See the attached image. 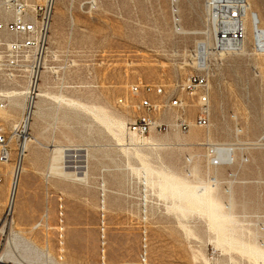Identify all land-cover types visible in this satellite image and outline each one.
Listing matches in <instances>:
<instances>
[{
	"label": "rangeland",
	"instance_id": "rangeland-1",
	"mask_svg": "<svg viewBox=\"0 0 264 264\" xmlns=\"http://www.w3.org/2000/svg\"><path fill=\"white\" fill-rule=\"evenodd\" d=\"M91 1H57L51 70L40 82L50 98L40 119L22 134L25 95L0 111L11 153L9 163H0V264H141L143 251L147 264H264V54L253 49L250 22L246 51L221 55L212 37L199 34L212 26L206 0L179 4L184 28L199 35L175 32L171 0ZM253 8L264 26V0ZM202 41L211 43L204 70L209 125L133 139L127 131L139 115L138 100H164L133 95L136 85L180 96L190 105L187 122H194L193 98L180 87L203 74L192 66ZM26 89L19 81L13 92ZM68 100L102 113L97 118ZM177 115L172 110L158 120ZM193 132L200 138L189 142ZM26 139L12 211L11 185ZM207 142L231 149L234 163L211 166ZM55 147L66 150L72 176L50 174Z\"/></svg>",
	"mask_w": 264,
	"mask_h": 264
},
{
	"label": "built area",
	"instance_id": "built-area-1",
	"mask_svg": "<svg viewBox=\"0 0 264 264\" xmlns=\"http://www.w3.org/2000/svg\"><path fill=\"white\" fill-rule=\"evenodd\" d=\"M58 0H0V111L5 110L12 97L10 93L18 88L19 81L26 84V102L31 105L37 98L42 74L49 55L50 36ZM227 1L206 0L208 19L214 28L213 50L215 53H237L246 40L245 17L248 0H239L240 8H227ZM260 25L257 20L256 27ZM257 53L264 49L255 48ZM196 60L199 59L195 52ZM205 70V69H204ZM188 77L180 90L193 98L196 116L193 123L187 122L189 103L175 93L167 94L161 86L143 85L132 87L131 93L147 95L155 93L164 97L162 102L152 101L144 96L136 103L139 115L128 126V132L142 139L152 130L159 132L178 129L188 132L191 125L207 127L210 122L208 74ZM176 110L173 122L159 121L166 112ZM29 112L25 110L24 117ZM226 160L217 156L218 146L207 145L210 164L213 167L229 166L234 163L233 152ZM10 147L7 137L0 133V163L10 162ZM145 251L140 255L141 264H147Z\"/></svg>",
	"mask_w": 264,
	"mask_h": 264
},
{
	"label": "bare ground",
	"instance_id": "bare-ground-1",
	"mask_svg": "<svg viewBox=\"0 0 264 264\" xmlns=\"http://www.w3.org/2000/svg\"><path fill=\"white\" fill-rule=\"evenodd\" d=\"M253 1L254 0H248V4H247V14H246V17H245L246 39L248 37L247 36L248 22H250V24H251V36H252V40H253V49H254V47L255 48L259 47L260 49H264V26L262 25V20H261V17L259 15L258 11H256L253 8ZM91 3L94 6L96 4V0H92ZM179 4H180V0H171L174 29H175V32L177 34H179V35H189L190 32L187 31L184 28L183 24H182L181 8H180ZM205 8H206V6H205ZM227 8H240V1L239 0L227 1ZM206 11H207V8H206ZM207 16H208V11H207ZM257 20L260 23V25L258 27H256ZM208 21H209V19H208ZM204 33L208 37H212L211 38V43L214 42V28L212 26L210 27V29H207V31H205V32H199V34H204ZM191 34L192 35L193 34L196 35V34H198V32H194V33H191ZM211 43L208 42V41L199 42V44L197 45V49H196V52H198L199 59L196 60V62H193L192 66L196 67L199 70L206 69V67H207V56L210 53ZM246 49H247V43H246V40H245L243 45L241 46V48L239 49V51L237 53L245 52ZM49 53H50V50H49ZM225 54H227V52L226 53L225 52L221 53V55H225ZM230 54H236V53H230ZM260 54H264V53H260ZM47 59H48V57H47ZM47 59H46L45 70H46V68L51 70V68L48 67V65H47ZM42 76H43V74H42ZM25 94H26V92H24V91H16V92L10 93V97L22 96V95H25ZM48 97H49L48 92L43 91V90H39L38 93H37V98H36L35 102L32 103L31 105H29V104L27 105L26 109H27V112H29V116L27 118L23 117V120H22V128H23L22 134H26L27 130H29V128H31L32 119H33L34 116H36L38 114V111H39V103L43 99H46ZM62 102H65V101L63 100ZM68 102L73 107L74 106L75 107H80V108H83V109L87 110V107L85 105H82L79 102L72 101V100H68ZM88 109L90 110V112H91V110H93L91 108H88ZM93 111H95V110H93ZM97 112H98V115H99V113H102V111H97ZM97 112H94V113H97ZM103 116H106V118L108 117L105 114ZM100 117H101V115H100ZM111 119L112 118H110V122L112 121ZM107 121H108V118H107ZM114 123H116L119 126H121L122 128H124V124L123 123L116 122V121ZM127 133H128L129 136H131L136 141L138 140V138H136L134 135L130 134L128 131H127ZM209 134L211 135V133H207V140L210 139ZM207 143L208 144H212L210 142H207ZM150 146H152L154 148V147H161L162 145L150 142ZM27 148H28V140L26 139L23 142V144L21 145V148H20V155H19V159L17 161V164L15 166L14 179H13L12 185H11V192H10V197H9V208L12 211L15 209V206H16L18 183H19V178H20V174H21V171H22V165H23V162H24V153L26 152ZM53 153H54V156L51 158V162H50V172H51L50 174H55V175L62 176V177H66V176L68 177L70 175L72 176L73 172L72 173H68L67 172V167L64 165V158H65V155H66L65 154L66 150H64L62 148L55 147L53 149ZM217 156L221 160L228 159L231 156L229 148L218 147ZM167 170H169V172L171 173L172 176H175L174 172L170 168H167ZM193 172L196 173V174L198 173L197 166L192 169L190 175L193 174ZM46 177H47V175H46ZM79 180H81V179H79ZM203 190H205V189H203ZM199 193L200 192L199 191L197 192V190H196V193H194V195H196L195 197H199L202 201H204L202 196H201V194H199ZM204 193H205V191H204ZM230 208H231V206H230ZM210 217L214 218V219H217L220 216H219L218 213H212L210 215ZM262 257L264 259V254H262Z\"/></svg>",
	"mask_w": 264,
	"mask_h": 264
},
{
	"label": "crops",
	"instance_id": "crops-1",
	"mask_svg": "<svg viewBox=\"0 0 264 264\" xmlns=\"http://www.w3.org/2000/svg\"><path fill=\"white\" fill-rule=\"evenodd\" d=\"M180 8H181V6H180ZM181 15H182V10H181ZM182 24H183V21H182ZM183 26H184V24H183ZM191 33H194V32H190V34H191ZM48 71H50V70L46 68V70L44 71L42 77L46 78V75H47V72H48ZM39 90H43V91L48 92V90L46 89L44 83H42V84L40 85ZM48 93H49V92H48ZM49 94H50V93H49ZM46 100H48V99H43V100L39 103V111H38V114H37L36 116H34L33 119H32V126L34 125V122H35V121H37L38 119H40V116H41V113H42V110H43V104L46 102ZM79 103H81V102H79ZM81 104H82V105H85V104H83V103H81ZM85 106L87 107V110H88V111H90L88 108H91V109H92V107H90V106H87V105H85ZM91 112H92V113L98 118V112H97V111H93V110H91ZM94 112H97V113H94ZM32 126H31V127H32ZM206 136H207V134H206ZM209 136H210V134H209ZM199 138H200V134H199V133H196V132H193V133L190 134V136L188 137V139H189L188 141H189V142L197 141Z\"/></svg>",
	"mask_w": 264,
	"mask_h": 264
}]
</instances>
